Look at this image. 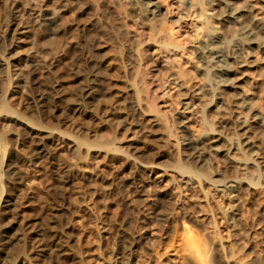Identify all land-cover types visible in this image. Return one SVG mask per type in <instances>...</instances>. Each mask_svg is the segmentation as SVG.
Listing matches in <instances>:
<instances>
[{
    "label": "rangeland",
    "instance_id": "1",
    "mask_svg": "<svg viewBox=\"0 0 264 264\" xmlns=\"http://www.w3.org/2000/svg\"><path fill=\"white\" fill-rule=\"evenodd\" d=\"M263 1L159 0L156 19L134 0H0V264H264V48L218 104L197 59L235 26L219 13L264 26ZM181 121L221 132L203 163Z\"/></svg>",
    "mask_w": 264,
    "mask_h": 264
},
{
    "label": "bare ground",
    "instance_id": "2",
    "mask_svg": "<svg viewBox=\"0 0 264 264\" xmlns=\"http://www.w3.org/2000/svg\"><path fill=\"white\" fill-rule=\"evenodd\" d=\"M182 3L187 8L191 4L190 0H182ZM213 3L214 2H212V1L210 2V4H213ZM263 3H264V1H263ZM134 5H137L144 12L153 15L156 19L162 18L164 16V14H162V12H160L159 0H134ZM227 6H232L231 0H228ZM246 13L250 14L248 10H244V9L240 10L238 8H228L224 12L219 13V15L216 17L217 21H220V19H218V18L221 17V19H223V21H224L222 23H228L229 25L230 24L235 25L233 27H231V25H230V28H231L230 36L228 35L229 36L228 38H226L223 35H222V37H219L218 36L219 33H217V31H216V32H214V36L209 37L208 39H206V41L204 40V42H202L203 44L197 52V59L201 63L202 70L205 73L212 75L214 78L212 83L208 84V86H206V87H203V89H201V91H200V93L203 96L209 97L210 104L222 103L223 98L221 95L223 92L225 93V91H222V88H225V89H227V88L228 89L238 88L236 86L237 79L231 78V76H234L236 70L242 67L241 66L242 65V59L245 58V56L250 55L255 50H260V49L264 48V26L259 22V20L255 19V17H251V18H249V20L247 18L248 21H243L244 16L247 15ZM53 20H52V18H50V16L45 19V21L47 22L48 29L52 27ZM155 32H156V30L153 29L152 34L154 35ZM13 56L14 55H12V53H8L5 56V60L9 61V60H11V58H13ZM5 64H6L5 61L2 59V57H0V68L4 67ZM96 76L97 75L94 74V71H91L88 75V79L86 81V85L84 88V92H85V94H87V97L92 96L94 93H96L94 90L96 87L95 85L97 84ZM43 99H45V98L43 97ZM245 101H246V99H245ZM244 105L246 106V104H244ZM248 105H250V104L247 103V106ZM184 124H185L184 121H181L180 125H179V129H180V132L183 134L182 135L183 136V142L182 143L184 146L183 148L186 152V157L188 158V161L196 162V163L197 162L203 163L205 161V159H203L202 153L205 152L206 146L211 144V143L218 142V140L215 141V139H216L215 136H220L221 132L216 133L217 130L210 129V130H208L209 133H206L205 135H203L201 137H194L188 133V128L185 127ZM251 129H252V127L250 128V126L246 125L245 123L242 126V131H244V134L249 133L251 131ZM240 139L242 142L245 141L244 143H240V141H237L240 145L242 144V146L247 147L248 148L247 150L251 149L252 142H250V139L248 137H244L242 139L241 135H240ZM43 151L41 148V150L38 153L39 154L43 153ZM43 156H44V154H43ZM43 156H41V157H43ZM186 169L187 168L185 167L184 170L186 171V173H189L190 171L186 170ZM192 174H194V173L192 172ZM195 174H197V173H195ZM197 176H199V175L197 174ZM222 185H224V184H222ZM40 240L42 241L43 237H42V239L40 238ZM48 240H51V238ZM35 241H36V239H35ZM37 241H39V240L37 239ZM52 241H54V239ZM45 242H46V240H45ZM39 243H41V242L39 241ZM39 243H38V245H39ZM54 245L58 247V245H56V244H54ZM55 246H54V250H52L54 253H56L55 252L56 251ZM41 250L44 251V249H41ZM64 250H66V249H64ZM64 250L61 246H59L57 248V251L61 252V253ZM64 254H67V252ZM62 255H63V253H62ZM56 257H58V256L56 255ZM58 259H60V257H58ZM62 260H63V258H62ZM204 264H206V263H204Z\"/></svg>",
    "mask_w": 264,
    "mask_h": 264
}]
</instances>
